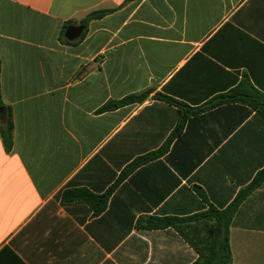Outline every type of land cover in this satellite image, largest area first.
<instances>
[{
  "label": "crops",
  "instance_id": "crops-1",
  "mask_svg": "<svg viewBox=\"0 0 264 264\" xmlns=\"http://www.w3.org/2000/svg\"><path fill=\"white\" fill-rule=\"evenodd\" d=\"M126 1L0 0V85L14 123L10 152L0 137V264H193L175 229L144 220L222 210L264 168V119L223 105L191 117L101 214L63 200L107 193L166 143L180 112L156 94L200 107L243 78L264 93V0ZM104 10L66 42L65 26ZM147 91L144 103L100 112ZM229 242L232 264H264V185L239 207Z\"/></svg>",
  "mask_w": 264,
  "mask_h": 264
},
{
  "label": "trees",
  "instance_id": "trees-1",
  "mask_svg": "<svg viewBox=\"0 0 264 264\" xmlns=\"http://www.w3.org/2000/svg\"><path fill=\"white\" fill-rule=\"evenodd\" d=\"M133 0H127L130 2ZM112 10L95 11L90 13L81 22L84 27L80 41L87 30L88 24L93 20L102 19ZM68 26V25H67ZM65 26V30L67 28ZM67 43H75L69 42ZM150 91L141 94H133L119 101L108 102L100 109V112L112 111L129 104L144 103L150 95ZM154 99L163 100L176 105L180 116L178 124L164 145L153 152L135 159L120 175L110 190L103 194H94L87 189L65 190L62 198L66 202L81 200L86 202L95 215L101 214L107 205V199L111 191L133 170L162 157L169 149L172 142L180 135L186 122L193 116L205 111L230 104H244L249 106L256 114L264 119V93L256 89L248 78H243L238 86L232 90L220 94L200 107H190L178 102L164 94L158 93ZM0 137L6 151L10 152L14 144V123L11 108L5 103L0 85ZM264 185V168L255 175L253 180L242 188L235 199L224 209L219 210L212 205L205 211L185 217H149L144 220L142 229L162 230L175 229L196 251L198 259L193 264H232V253L229 242V228L239 207L256 190ZM201 196L202 193H200Z\"/></svg>",
  "mask_w": 264,
  "mask_h": 264
},
{
  "label": "water",
  "instance_id": "water-1",
  "mask_svg": "<svg viewBox=\"0 0 264 264\" xmlns=\"http://www.w3.org/2000/svg\"><path fill=\"white\" fill-rule=\"evenodd\" d=\"M83 31H84L83 26L71 25L66 29L64 36L70 42L76 41L82 36ZM2 111H3V109H0V112H2Z\"/></svg>",
  "mask_w": 264,
  "mask_h": 264
}]
</instances>
